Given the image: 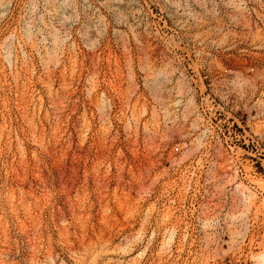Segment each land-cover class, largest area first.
Wrapping results in <instances>:
<instances>
[{"label":"rangeland","instance_id":"rangeland-1","mask_svg":"<svg viewBox=\"0 0 264 264\" xmlns=\"http://www.w3.org/2000/svg\"><path fill=\"white\" fill-rule=\"evenodd\" d=\"M0 264H264V0H0Z\"/></svg>","mask_w":264,"mask_h":264}]
</instances>
